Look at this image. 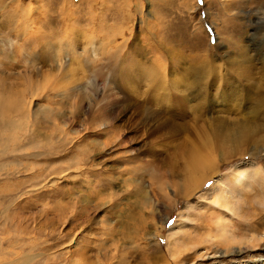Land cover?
I'll list each match as a JSON object with an SVG mask.
<instances>
[{"label": "rangeland", "instance_id": "rangeland-1", "mask_svg": "<svg viewBox=\"0 0 264 264\" xmlns=\"http://www.w3.org/2000/svg\"><path fill=\"white\" fill-rule=\"evenodd\" d=\"M263 110L264 0H0V264H264Z\"/></svg>", "mask_w": 264, "mask_h": 264}, {"label": "bare ground", "instance_id": "bare-ground-1", "mask_svg": "<svg viewBox=\"0 0 264 264\" xmlns=\"http://www.w3.org/2000/svg\"><path fill=\"white\" fill-rule=\"evenodd\" d=\"M262 103V102H261ZM259 106L260 107H262L263 105H261V104H259ZM254 110V109H253ZM261 111V109H258V108H256L255 109V111H254V113H259ZM253 113V112H252ZM261 115H262V117H264V110H263V112L262 113H260ZM258 115V114H257ZM257 115H254V116H256V119H258V117L259 116H257ZM263 120H264V118H263ZM258 121V120H257ZM7 123L8 124H11L10 123V121L8 122L7 121ZM246 125V124H245ZM240 126V125H239ZM236 128V127H235ZM259 129H260V127H258ZM239 129V128H238ZM245 129V128H244ZM248 129V128H247ZM233 130V129H232ZM236 130V129H235ZM255 130V129H254ZM239 131H240V129H239ZM252 131V130H251ZM254 132V131H253ZM250 133V132H249ZM256 133V132H255ZM238 134V133H237ZM248 134V131L246 132V136L244 137V140L246 141V142H253V139H252V135L251 136H248L247 135ZM251 134H252V132H251ZM257 134H258V132H257ZM233 135V134H232ZM229 140V139H228ZM258 142V141H257ZM233 143H235V142H233ZM256 142H254V144H255ZM239 144V143H238ZM241 144V143H240ZM253 154V153H252ZM201 156V155H200ZM203 157V156H202ZM205 157V156H204ZM215 160H212V159H206V158H200V157H198V154L197 155H195L194 157H193V160H192V162H191V164H190V169H191V171H193V173H198V174H200L201 172H204L206 169H207V167L208 166H211V169L212 168H214V166H215ZM217 163V162H216ZM210 168V167H209ZM214 170V169H213ZM202 176V175H201ZM204 177V176H203ZM208 177V176H207ZM257 177V176H256ZM203 179H205V178H203ZM203 179H202V181H203ZM191 184V183H190ZM204 184V183H203ZM198 185V184H197ZM188 186V185H187ZM196 188V187H195ZM220 195V196H219ZM219 195H217V199H216V204H220V205H222V206H224L225 208H228L229 206H225V204L227 203V199H234V198H232L231 196H229L228 197V195H227V197L225 196V195H222V194H219ZM215 199H213V201H214ZM225 202V203H223V202ZM229 201V200H228ZM230 202V201H229ZM228 202V203H229ZM231 204H232V202H230ZM229 203V204H230ZM231 204H230V206H231ZM228 205V204H227ZM230 210H232V209H230Z\"/></svg>", "mask_w": 264, "mask_h": 264}]
</instances>
